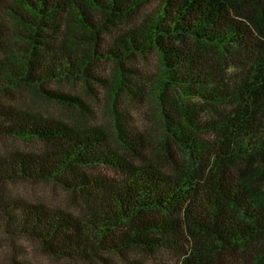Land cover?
Listing matches in <instances>:
<instances>
[{"label": "trees", "instance_id": "16d2710c", "mask_svg": "<svg viewBox=\"0 0 264 264\" xmlns=\"http://www.w3.org/2000/svg\"><path fill=\"white\" fill-rule=\"evenodd\" d=\"M149 54L145 86L131 64ZM22 91L81 120L9 104ZM146 95L159 127L141 132L129 102ZM2 138L42 151L0 153V188L51 183L83 208L0 199L4 229L51 258L264 264V0H0Z\"/></svg>", "mask_w": 264, "mask_h": 264}, {"label": "rangeland", "instance_id": "374dc122", "mask_svg": "<svg viewBox=\"0 0 264 264\" xmlns=\"http://www.w3.org/2000/svg\"><path fill=\"white\" fill-rule=\"evenodd\" d=\"M157 64L158 60L154 54H149L146 57L133 61L131 66L141 73L135 75L133 81L136 83L139 81L140 84L147 86L150 77L156 72ZM234 72L235 69L233 68L227 69L228 74ZM47 89L71 96L80 95L88 105L90 104L88 96L82 94L83 92L79 86H71L68 83H56L48 86ZM94 89L97 88L94 87ZM14 95L13 99L9 100V104L11 105L13 103L15 106L26 109L31 108L40 115L57 120H66L71 123H77L81 120V117H77L79 114H75V111L58 103L46 102L32 91H22ZM129 103H131L129 123H134L136 127H139L141 132H146L147 129L151 131V129L159 127L154 116L156 111L154 100H151L146 95L135 98ZM93 104L92 107L95 112L105 111V104L103 102H94ZM98 121L90 120L89 123L91 126H94L95 123L98 124ZM11 151L40 152L42 151V146L37 142H21L7 138L0 139V153H9ZM99 173L107 176L114 174L113 172L103 170ZM0 199L4 200L3 202L7 199L22 200L33 205H45L48 208L65 210L74 215H79L83 212V208L78 202L79 199L77 197L74 198L59 187L45 182H21L5 185L0 188ZM127 258L132 262L120 257L116 261L118 264H134L136 262L139 264H174L176 262L174 258L168 255L149 256L137 251H130ZM16 262L21 264H84L51 258L42 253L36 243L14 238L6 231V228L4 229L3 217L0 213V264H15Z\"/></svg>", "mask_w": 264, "mask_h": 264}]
</instances>
